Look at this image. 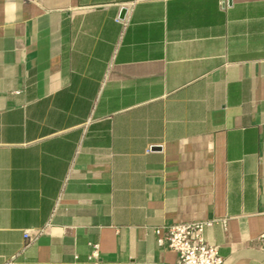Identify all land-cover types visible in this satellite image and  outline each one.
<instances>
[{
  "label": "crops",
  "instance_id": "1",
  "mask_svg": "<svg viewBox=\"0 0 264 264\" xmlns=\"http://www.w3.org/2000/svg\"><path fill=\"white\" fill-rule=\"evenodd\" d=\"M7 2L0 264H177L155 227L206 219L264 264V0Z\"/></svg>",
  "mask_w": 264,
  "mask_h": 264
},
{
  "label": "built area",
  "instance_id": "2",
  "mask_svg": "<svg viewBox=\"0 0 264 264\" xmlns=\"http://www.w3.org/2000/svg\"><path fill=\"white\" fill-rule=\"evenodd\" d=\"M119 22L121 19H117ZM216 220H194L183 223H172L161 227H155L157 244L166 247L177 254V264H224L223 257L217 246L212 245L205 239V230ZM44 229H25L24 238L30 242L37 240ZM264 245V231L260 235ZM93 250L84 264H102L99 254V246L92 245ZM4 264H17V255H13Z\"/></svg>",
  "mask_w": 264,
  "mask_h": 264
},
{
  "label": "clouds",
  "instance_id": "3",
  "mask_svg": "<svg viewBox=\"0 0 264 264\" xmlns=\"http://www.w3.org/2000/svg\"><path fill=\"white\" fill-rule=\"evenodd\" d=\"M17 10V5L14 2V0H8V2L5 5V12H6V22H14L16 17L14 13Z\"/></svg>",
  "mask_w": 264,
  "mask_h": 264
},
{
  "label": "water",
  "instance_id": "4",
  "mask_svg": "<svg viewBox=\"0 0 264 264\" xmlns=\"http://www.w3.org/2000/svg\"><path fill=\"white\" fill-rule=\"evenodd\" d=\"M231 2V0H228V3H230ZM124 13H125V10L123 9L122 10V16L124 15ZM155 148H157V147H155Z\"/></svg>",
  "mask_w": 264,
  "mask_h": 264
}]
</instances>
